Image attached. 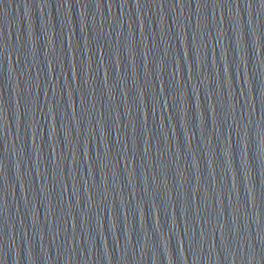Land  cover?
<instances>
[{
  "label": "water",
  "instance_id": "95a60500",
  "mask_svg": "<svg viewBox=\"0 0 264 264\" xmlns=\"http://www.w3.org/2000/svg\"><path fill=\"white\" fill-rule=\"evenodd\" d=\"M0 264H264V0H0Z\"/></svg>",
  "mask_w": 264,
  "mask_h": 264
}]
</instances>
